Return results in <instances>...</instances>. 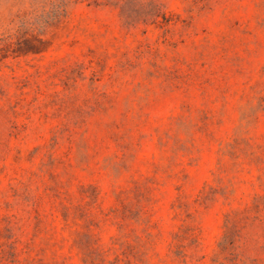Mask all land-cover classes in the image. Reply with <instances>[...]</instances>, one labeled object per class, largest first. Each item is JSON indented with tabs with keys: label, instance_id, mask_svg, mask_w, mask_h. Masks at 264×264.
I'll return each instance as SVG.
<instances>
[{
	"label": "rangeland",
	"instance_id": "374dc122",
	"mask_svg": "<svg viewBox=\"0 0 264 264\" xmlns=\"http://www.w3.org/2000/svg\"><path fill=\"white\" fill-rule=\"evenodd\" d=\"M0 264H264V0H0Z\"/></svg>",
	"mask_w": 264,
	"mask_h": 264
}]
</instances>
